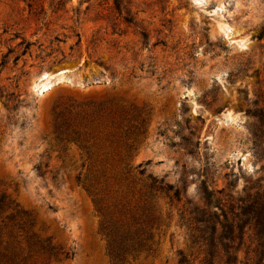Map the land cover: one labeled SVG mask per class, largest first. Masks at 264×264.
<instances>
[{
  "label": "rangeland",
  "instance_id": "374dc122",
  "mask_svg": "<svg viewBox=\"0 0 264 264\" xmlns=\"http://www.w3.org/2000/svg\"><path fill=\"white\" fill-rule=\"evenodd\" d=\"M127 171L137 257L87 189ZM263 190L264 0H0V194L70 254L51 264H264Z\"/></svg>",
  "mask_w": 264,
  "mask_h": 264
},
{
  "label": "trees",
  "instance_id": "16d2710c",
  "mask_svg": "<svg viewBox=\"0 0 264 264\" xmlns=\"http://www.w3.org/2000/svg\"><path fill=\"white\" fill-rule=\"evenodd\" d=\"M140 166H142V164H139V167ZM141 173H144V170L141 171ZM126 174H129V171L120 173L119 179H115V177H107L106 174H103L102 177L105 178L103 179V184L99 179L96 181L98 185H103H101L102 189L99 191H93L91 190L93 187L92 185L88 186L87 189L91 193H94V195L98 198H101V195L104 194V201H110L111 199L114 201L112 204L114 211L111 213L110 219L113 220V217L115 218L112 229L114 230L115 228V231L113 232L111 230V226L109 228L107 227V229L112 232V236H114L111 246H114L113 248L115 251L117 248L120 251H123L124 255L127 254L129 252V248L132 247L133 250H130H132V252H134L133 255L137 257L143 250H146L147 252L152 250L151 245L149 244V242L152 240L150 234H147L149 236L142 238V236L146 234V231H143V233H140V230H137L135 233H131L130 231L131 228H135L140 224L139 220L142 216L139 215L138 210L141 209V207L137 208V206H134L133 209L129 208L131 204L129 201H127V194L124 192L120 194L118 190L113 191L112 194V189H110L115 184L119 185L117 181L122 183L123 181L127 180L123 177ZM112 178L115 179L113 185L109 182ZM157 182L158 181L154 180L150 185V188L162 192H168L172 188V186L168 184L163 185L161 182L160 184ZM178 193V190L175 191L176 196L179 195ZM259 193L260 192H258L257 195H260L262 202L255 200L251 203L250 207L251 212H254L256 214L255 216L258 217V220L256 221V228L258 227L259 229L257 234L264 236V217L261 218V215L264 213V190L261 192V194ZM118 195L119 198H117ZM120 205L121 208H119ZM18 206V204H15L14 201L9 199V197L6 195L0 194V264H51L52 262L60 261V254H65V256L69 258L70 254L65 251L61 252L59 246L53 243L52 237L44 238L37 231H35L36 220L29 212L19 209ZM201 212L203 217L202 219H199V222L205 224L207 222H212L211 230L213 232V236L210 235L204 239L203 244L208 243L212 245L214 244L216 238L217 223L221 225L223 223L220 221V216H218L216 213L211 214L206 208H203ZM121 213L130 215L120 217L119 214ZM259 213L261 219L259 218ZM212 216H214L216 219L215 223L211 221L213 220ZM223 216L226 221H229L228 214L223 212ZM127 220H131V222L125 223ZM235 230L236 226L231 224V235L227 237L228 239L234 241L235 238L239 237L234 235ZM237 230L239 232H243V229L240 226H237ZM128 242H131L129 248H127ZM113 248L111 249V253L115 255L116 258L121 257V254H118L119 252H116L118 256L113 252ZM230 255L231 259L228 262H236L238 259L237 256L234 253H230Z\"/></svg>",
  "mask_w": 264,
  "mask_h": 264
},
{
  "label": "bare ground",
  "instance_id": "6f19581e",
  "mask_svg": "<svg viewBox=\"0 0 264 264\" xmlns=\"http://www.w3.org/2000/svg\"><path fill=\"white\" fill-rule=\"evenodd\" d=\"M43 76H44V75H43ZM45 77H46V76H45ZM40 79H42V78H40ZM44 80H45V79H44ZM44 80H43V81H44ZM40 84H41V83H40ZM44 84H45V83H44ZM41 85H42V84H41ZM39 87H40V86H39Z\"/></svg>",
  "mask_w": 264,
  "mask_h": 264
}]
</instances>
